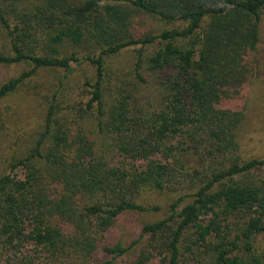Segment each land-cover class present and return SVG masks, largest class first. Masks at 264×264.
I'll list each match as a JSON object with an SVG mask.
<instances>
[{
    "label": "trees",
    "instance_id": "trees-1",
    "mask_svg": "<svg viewBox=\"0 0 264 264\" xmlns=\"http://www.w3.org/2000/svg\"><path fill=\"white\" fill-rule=\"evenodd\" d=\"M14 4V0H0V28L9 43V50L0 52V65L26 63L31 68L0 86V100L40 69L69 73L73 65L87 64L93 78L86 83L89 99L82 112L95 113L100 130L110 127L125 159L147 165L126 177L100 163L94 143L84 133L54 132L59 126L54 97L34 148L10 163L8 174L0 178L2 249L16 252L19 262L27 264L19 250L26 242L37 249V257L58 262L64 243L60 225L81 230L89 218L96 217L98 226L106 229L127 213L151 211L133 200L130 189L175 188L193 168L201 177L195 181L192 201L183 204V198H178L168 217L141 229V236L148 237L150 256L165 253L166 264H182L181 249L191 253L199 248L209 254L203 264H261L253 249L256 238L264 235V177L248 182V175L264 169V159H240L236 131L243 116L220 104L236 96L230 90L243 80L241 62L256 49L264 0H85L77 6L45 0L36 12L16 10ZM138 16L186 26L135 36L131 23ZM183 41L186 47L179 46ZM65 43L74 48L88 43L96 49L95 55L82 60L74 54L62 56ZM155 45L159 49L145 59V52ZM128 48L136 49L135 81L144 82L145 71L171 72L163 84L161 109L145 120L128 117V98L122 96L126 91L117 93L110 108L103 100L105 60ZM48 139L50 147L44 153ZM37 160L52 167L61 194L38 187ZM15 171H21L24 179H18ZM100 195L103 203L79 207L76 202ZM239 214L245 215L240 227L223 225ZM188 232L191 238L186 237ZM137 243L103 247L111 257L103 264H113ZM95 244L86 236L80 252L93 251ZM147 261L142 256L137 264Z\"/></svg>",
    "mask_w": 264,
    "mask_h": 264
},
{
    "label": "rangeland",
    "instance_id": "rangeland-1",
    "mask_svg": "<svg viewBox=\"0 0 264 264\" xmlns=\"http://www.w3.org/2000/svg\"><path fill=\"white\" fill-rule=\"evenodd\" d=\"M68 6H77L85 0H63ZM16 10L23 12H36L43 7L45 0H14ZM11 26L14 24L12 16L9 17ZM132 24V34L135 36L157 34L171 29H182L186 25L182 22H164L147 16L136 17ZM179 46L186 47V41L179 42ZM159 45L152 46L144 54L149 57L159 49ZM9 50L8 40L0 28V52ZM96 49L90 44L72 47L65 43L60 48L62 56L74 54L78 60L95 55ZM136 58V49L122 50L113 57L106 58V75L103 85V100L106 108L115 102L114 98L120 91L127 97L128 117L147 119L150 115L161 109L164 83L171 72L150 73L143 72L144 82L135 81L133 67ZM243 66V80L241 84L231 88L236 96L224 99L220 104L222 109L240 112L243 121L236 131L239 145V157L242 161L264 159V9L261 12L258 27V43L254 52L249 53L241 62ZM31 68L29 64H16L11 66L0 65V86L10 79L16 78L22 72ZM241 70V69H239ZM242 74V71H241ZM93 70L87 64L73 65L70 72L58 69H40L30 79L24 81L14 93L0 100V178L7 175L10 163L24 158L34 148L44 128L46 111L55 97L58 108L57 129L67 132L71 136L78 132L84 133L94 143L96 158L100 163L115 168L116 172L130 177L134 172L141 171L147 162L127 160L122 156L113 141V133L108 128L100 130L97 125L95 113L85 112V105L89 99L86 83L92 81ZM95 112V111H93ZM107 123V121H106ZM51 139L45 142L44 153L50 147ZM39 188L45 187L51 194H61V184L54 177V170L44 160L34 162ZM15 176L23 180L21 171H15ZM195 169H190L179 182L177 187L162 191L149 186L139 187L137 191L130 189L133 200L151 211L142 213H127L116 219L113 225L103 229L98 226L99 219L91 217L87 220L85 231L73 229L68 225H60L64 232L61 260L54 262L46 257H37V249L26 242L19 248L21 258L27 264H103L111 260L102 248L121 245L127 247L131 242L138 241L126 255L115 259L113 264H137L145 256V264H166L165 253L150 256L147 248L148 237L141 236V229L146 224L161 221L169 216L171 204L178 198H183V204L193 199L195 181L200 178ZM264 177V169L248 175L249 181H260ZM115 198V197H114ZM102 202L105 198L100 196L82 197L76 202L79 207L92 202ZM245 221V215L232 217L229 222L223 223L229 229H236ZM98 226V228H97ZM27 227V225H26ZM93 238L96 241L94 250L86 253L80 252L83 239ZM191 232L186 234L191 238ZM75 240L78 242L75 244ZM84 250V249H83ZM254 255L264 264V235L258 236L254 243ZM182 252V264H203L209 261V254L203 249L195 248L191 253ZM16 252L2 249L0 246V264H21L16 258ZM54 258V257H53Z\"/></svg>",
    "mask_w": 264,
    "mask_h": 264
}]
</instances>
